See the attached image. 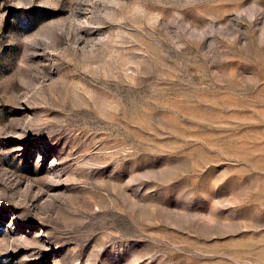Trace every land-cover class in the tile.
Segmentation results:
<instances>
[{
    "label": "rangeland",
    "instance_id": "1",
    "mask_svg": "<svg viewBox=\"0 0 264 264\" xmlns=\"http://www.w3.org/2000/svg\"><path fill=\"white\" fill-rule=\"evenodd\" d=\"M0 264H264V0H0Z\"/></svg>",
    "mask_w": 264,
    "mask_h": 264
}]
</instances>
